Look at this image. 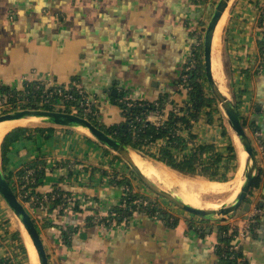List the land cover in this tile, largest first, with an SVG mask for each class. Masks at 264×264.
Instances as JSON below:
<instances>
[{"label": "crops", "instance_id": "1", "mask_svg": "<svg viewBox=\"0 0 264 264\" xmlns=\"http://www.w3.org/2000/svg\"><path fill=\"white\" fill-rule=\"evenodd\" d=\"M217 1L0 0V84L14 85L26 77H51L59 85L75 81L100 106L107 126L125 120L122 109L113 104L123 92L128 94L119 101L130 104L170 96L164 111L169 117L172 101L186 102L180 82L192 67ZM263 12L264 0H234L222 31L228 82L247 133L255 138L259 182L249 197V211L264 209ZM49 128L54 130L51 135H37L13 146L6 170L12 184L18 189L16 174L42 160L45 178L38 193H50L62 183L72 195L97 201L101 213L118 206L123 189L112 183L108 168H117L121 179L129 178L121 159L76 130ZM194 135L198 145H220L211 133ZM69 164L78 166L89 181H78L76 173L65 179L71 172ZM31 211L51 264H227L221 250L228 244L221 240L220 231H240L249 212L208 227L167 210L175 225L135 214L130 222L103 227L89 222L92 212L83 209ZM4 216L0 211V222ZM197 223L205 233L195 228ZM239 254L247 264H264V217L240 242Z\"/></svg>", "mask_w": 264, "mask_h": 264}, {"label": "trees", "instance_id": "2", "mask_svg": "<svg viewBox=\"0 0 264 264\" xmlns=\"http://www.w3.org/2000/svg\"><path fill=\"white\" fill-rule=\"evenodd\" d=\"M200 1L206 2L207 0ZM263 19L264 12L262 13L260 25L262 24ZM200 41V46L196 47L197 50L193 57L192 69H189L185 73L180 82L183 89L181 90V95H184L186 103L183 102L182 105H179L176 101H172V107H174V109L170 112L168 121L163 127H156L152 123L145 121V119L150 113H162L165 111L167 104L170 105V96L163 97L157 100V102L141 101L133 103L132 107H128L127 102L129 101H119L123 100L128 94L127 92H123L115 98L113 104L122 109L125 120L121 124L113 126L104 125L102 122V115H98L97 117L84 115L85 109L81 102L84 103V97H87L88 95L86 93L80 95L75 89L71 92L63 91V94L59 95L54 91H46L44 86H40L37 83L25 85L24 92L18 89L17 84H0V107L3 105H9L14 109L43 108L47 110H56V106L64 105L68 112H70L72 107H76L80 110L82 116H86L94 125L102 129L108 135L123 142L134 150L143 153L151 159L166 165L173 171L185 176L204 178L211 182H228L230 181V173L237 170V154L235 147L231 143L229 144L227 156L221 155L214 143L199 144L195 147L190 146L192 143L196 142L195 140L197 138V135L191 133L194 126L193 123H199L201 116H203L205 111L208 118L207 124L213 126L214 117L212 116V113L216 111L215 108L217 107L216 101L212 98L209 87H207V91L201 83L202 79L205 80L204 65L200 59L201 54H203L202 36L199 42ZM261 50L264 52V42L261 44ZM184 78H186L185 82ZM59 90L62 91V89ZM70 96L71 99L69 98ZM45 100L48 102L44 103ZM40 105L42 106L40 107ZM93 109L95 111L99 109L101 114H103L98 104H96ZM179 123L182 124L183 127L186 126V131L190 132L188 134L189 141L184 137L177 135L176 130L178 129L177 126ZM243 124L247 127V123L244 120ZM220 128L222 137L229 138V133L225 125H221ZM53 131L52 128L30 129L20 127L8 133L0 146L1 162L5 174L9 163L8 156L15 144L22 141L33 140L37 135H51ZM164 140H166V143L162 144V142H165ZM44 164L45 161L37 160L23 167V169L16 174L19 178V189L12 184L13 177L11 174H6L7 179L13 186L18 198L23 203L29 202L30 195H28V192L30 190L33 192L32 195L36 197L37 201L32 204L31 209L51 207L54 209L59 208L61 211L67 210V201L64 199V196L69 197L72 193L67 191L64 187H61L60 185L62 183L54 187L53 191L48 194L49 197L58 194L60 197L56 200H51L50 198L48 202L44 203L43 195L37 192V188L42 184V179L45 178V169L42 167ZM29 170L34 171L30 183H22L21 179L25 177ZM101 173L103 176L109 175L106 171H101ZM73 174L75 176L74 171H71L65 179L71 178ZM112 176V183L123 189V197L121 198L119 205L111 210L112 214H116L115 221L118 224L122 223L125 219H129L134 212H142L151 218L162 219L167 225H175L168 212L156 201L150 200L145 195L134 192V187L129 179H121L117 173H114ZM62 182H64V180ZM258 182L259 180L257 178L254 187L258 186ZM72 210L75 212H81V209L77 204L73 206ZM89 215H91L88 219L89 222H92V224L95 225V217H93L91 213ZM34 221L37 225V221ZM107 222L111 223L112 218H108ZM201 229V232H206L205 228ZM7 234L10 235L13 241L19 244L20 249L24 253L27 251L20 233H10V231H8ZM220 234L223 243L228 244L221 250L223 260L227 264H237L236 261L230 260L229 258V249L232 245L231 242H233L232 235L229 234L226 228H222ZM66 237L68 238L67 234ZM236 257L241 259V262L238 264H247L242 260L241 254L237 253Z\"/></svg>", "mask_w": 264, "mask_h": 264}, {"label": "water", "instance_id": "3", "mask_svg": "<svg viewBox=\"0 0 264 264\" xmlns=\"http://www.w3.org/2000/svg\"><path fill=\"white\" fill-rule=\"evenodd\" d=\"M233 1L234 0L217 1L210 20L206 26L202 40L204 72L207 85L213 99L217 104L220 105L221 109L228 119L231 130L233 131L235 136H237L241 147L247 154V163L243 173L244 184L233 204L228 206L223 205L218 210L197 209L185 203L183 199L178 195L161 190L141 172V170L134 163L132 156L133 154L139 155L142 158L146 159L148 162L158 166L159 164L155 163V160L137 150H134L133 148L127 146L116 138L108 135L102 129L94 125L89 119L82 116L66 111L47 110L41 108H26L0 115V123L36 118L40 119L43 123L49 124L50 126L67 128L82 132H84L83 129H85L90 134L87 135L84 132L87 137L124 161L135 173L138 180L145 187H147V189H149L155 195L166 199L173 206L180 209L184 213H188L195 217H198V222H200V220H205L211 221L212 223H223L228 221L229 219L234 218L237 214L248 212L251 205L247 200L252 193L259 170L255 147L253 145L251 137L247 133L246 127L243 124V120L241 118L238 106L235 103L232 92H230L226 86V88L228 89V97L222 93L217 82L214 79L212 69V53L215 33L219 23L231 7ZM1 165L2 164L0 161V197L5 202L9 210L18 219L22 228L25 229L28 236L30 237L37 252L39 264H51L49 254L46 250L45 244L40 235V231L35 224L34 219L18 198L17 193L15 192L11 183L8 181Z\"/></svg>", "mask_w": 264, "mask_h": 264}, {"label": "bare ground", "instance_id": "4", "mask_svg": "<svg viewBox=\"0 0 264 264\" xmlns=\"http://www.w3.org/2000/svg\"><path fill=\"white\" fill-rule=\"evenodd\" d=\"M224 17L219 23L215 38L213 42V53H212V69L214 79L217 82L222 93L228 97V93L225 91V79L223 76L222 63L220 58L221 44H222V31L225 23ZM41 122L40 119L32 118L25 120L9 121L0 123V146L5 136L14 131L17 128L24 127L27 123ZM83 131L90 135L85 129ZM235 143L237 145L238 158H239V169L232 180L228 182H210L206 180H188L175 175L174 173L168 172L164 169L155 167L154 164L148 162L146 159L139 155L133 154L132 158L136 166L141 172L158 188L167 191L169 193H175L183 199L185 203L191 205L197 209H208L218 210L223 205L228 206L233 204L237 199L242 186L244 184V170L246 167L247 154L241 147L237 136H235ZM168 170V169H167ZM173 172V171H172ZM182 176V175H181ZM164 182V183H163ZM163 183V185L161 184ZM161 184V185H160ZM169 186L168 187H165ZM170 190H166V189ZM207 197H216L219 199L217 202L212 204L207 203L204 199ZM214 200V199H213ZM211 203V202H210ZM23 237L26 247L29 252L30 264H39L37 252L33 246V243L28 236L27 232L23 228Z\"/></svg>", "mask_w": 264, "mask_h": 264}, {"label": "built area", "instance_id": "5", "mask_svg": "<svg viewBox=\"0 0 264 264\" xmlns=\"http://www.w3.org/2000/svg\"><path fill=\"white\" fill-rule=\"evenodd\" d=\"M261 27H262V29H264V19L262 21ZM202 40H203V37H202ZM200 43H201V41L199 42L198 46H200ZM185 80H186V78H184V82H185ZM18 83H19V85H18ZM30 83H37L40 86H44L46 91H54V92L58 93L59 95H62L63 91L64 92H71L74 89L76 91H78L80 95H83L85 93L79 87V85H77L75 82H71L67 85H59L51 77L21 78L17 82V87L19 90L24 92L25 85L30 84ZM59 89H62V91ZM69 98L71 99V96ZM84 101H85L84 103L81 102V104H83L82 106L85 109L84 115L97 117L98 113H97V111H95L93 109L96 101H94V99L89 97V96L84 97ZM47 102L48 101H46V100L44 101V103H47ZM127 105H128V107L133 106V104H130V103H127ZM70 113L82 116L80 114V110L76 107H72V111ZM123 115H124V113H123ZM86 116H82V117L87 118ZM168 118L169 117L167 115H165V113L163 111L162 113H150L146 117L145 121L152 123L156 127H163V126H165L166 122L168 121ZM177 128L178 129L176 130V133H177V135H180V133H182L184 131V127L182 124L179 123ZM255 137H259V134L257 133L255 135ZM164 141L165 142H162V144L166 143V140H164ZM67 168L69 171H72V172L74 171V173H76V179L78 181H83V182L89 181L88 177L85 174H83L82 171L80 172L78 166L69 164L67 166ZM33 174H34L33 170L27 171L25 177H23L21 179V182L26 183V184L30 183ZM127 191H128V189H127ZM32 193L33 192H31V190L28 192V195H30V200H29V202L26 203L28 205L29 204L32 205L35 201H37L36 197L34 195H32ZM48 194L49 193L43 195L44 203L48 202L50 200V198H51V200H56L60 197L58 194H54L51 197H49ZM64 199H66V201H67V209L68 210L72 209L73 206L75 204H77L79 206V208L83 209L85 212H92L93 217H95V219H94L95 225H99V226H103V227H110V226L115 225L117 223L115 221L116 214H112L111 211L104 212V213L99 212V204L97 203V201L93 200L90 197H86L83 195H80V196L79 195H71L69 197L64 196ZM263 217H264V209L254 207L253 209H251L248 212V214L246 216V222L244 224L245 225L244 228L241 229L240 231L234 232L233 234L230 233V235H232L233 241L236 242L230 246V249H229L230 260L236 261L237 264L241 262V259H238L236 257L237 253H239L240 242L242 240H244L248 235L251 234L252 228L255 227L257 222L259 221V219H261ZM108 218H112L111 223L107 222ZM128 220L129 219H125L123 222L127 223ZM3 234H7V231H4ZM8 236L10 237V235H8ZM4 243H0L1 264H24V260H25L24 252L20 249L19 244L13 240H10L9 243H6V244H8V246H6ZM2 244L4 247L5 246L6 247L3 248ZM7 248L11 249V250H8Z\"/></svg>", "mask_w": 264, "mask_h": 264}, {"label": "rangeland", "instance_id": "6", "mask_svg": "<svg viewBox=\"0 0 264 264\" xmlns=\"http://www.w3.org/2000/svg\"><path fill=\"white\" fill-rule=\"evenodd\" d=\"M214 8V7H213ZM210 20V18H209ZM208 20V21H209ZM208 24V22H207ZM207 26V25H206ZM206 26L204 28V31L203 33L201 34V36L203 37L204 36V32H205V29H206ZM223 39H222V44H221V53H220V58H221V63H222V69H223V76H224V79H225V86H227V88L229 89L230 92H232V89L230 87V83L228 82V77H227V74H226V71H225V66H224V60H223V53H224V45H223ZM203 53V51H202ZM200 59L201 61L203 62L202 64L204 65V59H203V54H201L200 56ZM189 69H192L191 67ZM204 73V72H203ZM201 83L203 84V86L206 88V90L208 89V85H207V82H206V79H202L201 80ZM19 85V83H18ZM57 85V84H56ZM225 87V93L227 94V89ZM208 91V90H207ZM233 94V92H232ZM234 96V94H233ZM213 98V97H212ZM235 99V97H234ZM95 101V99H94ZM186 101V99H185ZM186 103V102H185ZM235 103L237 105V102L235 100ZM97 102H95L94 105H96ZM217 107L215 108L216 111H214L212 113V116L214 117L213 118V126H209L211 128L208 127V129H211L210 131L211 132H208V129H207V123H208V118H207V115L205 114V111L203 113V116H201V119H200V122L199 123H193L194 127L196 125H199V128L195 129L193 127L194 130L191 131L192 134H201L203 135L204 133H211L212 136H215V140L217 142L220 141V145L216 146L218 147V152L221 154V155H224V156H227L228 155V151H229V143H231L234 147H235V150H236V154H237V162H236V167H237V170L236 171H233L230 173L229 177H230V180L233 179V177L236 175V172L238 171L239 169V158H238V151H237V145L235 143V134L233 133V131L231 130L230 126H229V123H228V119L227 117L225 116L223 110L221 109L220 105L217 104ZM42 105H40L41 107ZM238 106V105H237ZM57 111H66V107L64 105H59V106H56L55 107ZM170 108V107H169ZM179 108V107H177ZM20 109H26V108H18V109H14L13 107L9 106V105H3L2 107H0V115L2 114H7V113H10V112H13V111H16V110H20ZM39 109V108H38ZM43 109V108H41ZM65 109V110H64ZM219 109V110H218ZM239 109V108H238ZM101 110V109H100ZM72 111V108L70 109V112ZM98 111V115H102L101 112L99 111V109H97ZM102 111V110H101ZM208 111V110H207ZM68 112V111H66ZM101 118V117H100ZM113 121L116 122V117L113 118ZM106 125V124H105ZM221 125L224 126L227 128V131L229 133V138H231V142L229 140V138H223L222 137V132H221ZM107 126V125H106ZM49 127H52L50 126L49 124H46V123H43V122H39V123H36V122H31V123H27L24 128H30V129H36V128H49ZM186 126H184V131L182 133H180V136L181 137H184L187 141H189V137H188V134L190 133L189 131H186ZM202 128V129H201ZM206 128V130L203 131V129ZM79 133H82L85 135L84 132L82 131H78ZM248 132V131H247ZM215 133V134H214ZM187 134V135H186ZM252 139V138H251ZM255 142V138L253 137L252 139V142ZM216 142V143H217ZM222 143V145H221ZM224 143V144H223ZM228 143V144H227ZM198 144L196 142L192 143L190 146H197ZM216 145V144H215ZM224 145H226L225 148ZM122 161V160H121ZM157 164H159L158 166L155 165V167L157 168H160V169H164L168 172H171V173H174L175 175L179 176V177H182V178H185V179H188V180H206L204 178H200V177H191V176H185L183 174H180L176 171H173L171 170L170 168H168L166 165L160 163V162H155ZM2 164V162H1ZM122 165L125 167V170L128 172V175L130 174V177L127 178V180L129 179L131 181V183H134L132 184L133 187H134V192H137V193H140L142 195H145L147 196L150 200H153V201H156L161 207L165 208L167 211H177L181 214H184L188 217H191V219H194V220H198V217H195L191 214H188V213H184L183 211H181L180 209L176 208L175 206H173L169 201H167L166 199L162 198V197H159L157 195H155L154 193H152L149 189H147V187H145L137 178V176L135 175V173L130 169V167L124 162L122 161ZM2 166V165H1ZM3 168V167H2ZM109 171L114 174V173H117L118 175L120 174L119 172H117V168H108ZM168 169V170H167ZM108 171V170H107ZM173 171V172H172ZM5 173V172H4ZM182 175V176H181ZM123 177V176H122ZM208 181V180H206ZM164 183V182H163ZM163 183H161L163 185ZM160 184V185H161ZM165 187H168L169 186H166L164 185ZM166 189V190H170V189ZM253 191V190H252ZM175 194V193H174ZM177 195V194H176ZM214 199V200H213ZM207 203L209 204H212L214 202H217L219 199H217L216 197H207L204 199ZM249 203H250V198L247 200ZM246 201V202H247ZM211 202V203H210ZM23 203V202H22ZM23 205L26 207V209L28 210V212L30 213V215L32 216V218L34 219L33 217V214H32V211H31V206L32 205H28L26 203H23ZM4 208L6 209V212H3ZM0 211L2 213H4V219H2V221L0 222V243H4L6 246H8V244L6 243H9L10 240H13L11 237L8 236V234H3L4 231H10L11 233H15V232H18L21 234V237H22V240L24 242V246L26 247V244H25V241H24V237H23V228L21 226V224L19 223L18 219L14 216V214L9 210V208L6 206L5 202L2 200V198L0 197ZM242 212V211H241ZM135 214H143L145 215L144 213L142 212H134L131 217L129 218L128 222H130V220L132 219V217L135 215ZM200 223H203L202 225L204 226H210V224L212 223L211 221H205V220H200ZM214 224V223H213ZM38 225V224H37ZM202 225L200 224H194L195 228L202 230L201 227ZM212 225V224H211ZM39 229V227H38ZM5 246V247H6ZM2 247L5 248L2 244ZM8 249V248H7ZM8 250H11V249H8ZM26 252L24 253V257H25V260H24V264H30V258H29V252H28V249L26 247ZM5 251V250H4Z\"/></svg>", "mask_w": 264, "mask_h": 264}]
</instances>
